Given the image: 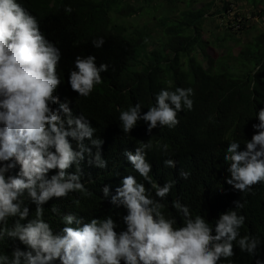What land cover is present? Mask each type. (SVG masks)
Instances as JSON below:
<instances>
[{
  "label": "clouds",
  "instance_id": "9594fccd",
  "mask_svg": "<svg viewBox=\"0 0 264 264\" xmlns=\"http://www.w3.org/2000/svg\"><path fill=\"white\" fill-rule=\"evenodd\" d=\"M63 10L70 14L73 8L66 4ZM104 44L103 36L91 40L95 49ZM61 56L20 0H0V245L10 247L0 249V264H233L234 248L254 264H264L259 253L264 240L241 235L247 201H232L233 207L212 222L194 215L179 197L169 201L174 186L191 172L177 169L165 143L159 146L168 157L162 165L175 169L177 179L155 180L159 152L147 159L151 139L126 147L121 152L126 170L114 173L118 185L111 191L110 184L100 188L101 199L114 211L91 218L61 211L65 199L79 206L80 198L93 195L86 187L85 165L111 172L97 128L58 94L66 83L77 99L89 98L110 65L98 64L93 54L77 55L65 81L57 71ZM194 95L191 86L162 87L147 111L140 101L119 109L118 126L125 135L141 123L149 136L154 129L174 130L181 123L178 115L193 111ZM254 120L251 138L243 144L229 141L223 156L224 183L241 194L264 184V107L255 110ZM52 217L59 225L53 226Z\"/></svg>",
  "mask_w": 264,
  "mask_h": 264
},
{
  "label": "trees",
  "instance_id": "16d2710c",
  "mask_svg": "<svg viewBox=\"0 0 264 264\" xmlns=\"http://www.w3.org/2000/svg\"><path fill=\"white\" fill-rule=\"evenodd\" d=\"M153 1L142 0L143 4L136 7L127 0H20L37 17L46 36L61 49L57 71L65 76V81L77 55L93 54L98 64L110 65L109 71L101 74L104 82L87 99H77V94L66 83L58 89L61 101L67 97L70 108L77 114L83 112L97 128L96 135L105 141L102 154L108 159L111 170L101 171L85 165L86 187L93 195L80 198L79 206L74 205L71 199H65L59 207L62 212L78 211L86 218L114 211L101 199L100 188L110 184L111 191L118 185V176L114 173L122 174L126 170L121 158V152L126 147L139 146L140 141L151 139L153 149L147 159L166 143L172 158L177 161V169L191 172L188 180H179L174 186L169 201L179 197L183 203L190 205L194 215L203 214L208 222L233 207L232 201H247L243 209L247 219L245 227L240 230L241 235L251 233L264 240V184L253 186L254 191L250 194L233 191L224 183L228 173L227 162L223 160L229 141L238 140L243 144L245 139L251 138V124L257 122L254 120L255 110L264 107V104L258 103H264V32L256 35L252 43L237 53L231 66L221 58L215 60L210 57L206 53L209 42L201 36L204 22L212 18H219L216 27L222 30L215 36V44L219 47L233 35L253 30L256 23L264 26L262 20H257L264 16V9L260 7L264 0H209L206 8H188L182 13L180 21H174L169 16L162 18L158 20L163 29L161 46L148 51V44L154 40L146 25L148 21L143 23L142 28L133 29L128 34L129 29L118 24L120 27L116 30L109 15L113 13L120 16L115 18H129L137 13L139 7L140 15H145V5L150 6ZM160 1L164 8L173 3ZM181 1L175 0L177 6L182 4ZM238 1L246 5L248 11L239 14L235 8L232 9L231 2ZM66 4L73 8L70 14H65L63 10ZM177 6L175 4L174 8ZM149 18L156 19L154 16ZM255 18L256 21H253ZM97 36L105 38L101 49L91 45V40ZM136 48L141 51L136 53ZM196 48L201 61L191 55ZM176 86H191L195 92L193 111L185 110L178 115L181 123L176 129H154L149 136L146 126L141 123L129 135L122 133L117 119L119 109H126L140 101L143 111H147L154 103L155 93L162 87L171 89ZM165 158L168 157L159 152L154 159V179L161 184L167 179H177L175 169L163 167L162 160ZM89 173L91 176H88ZM77 195L70 194L72 197ZM166 212L174 214L171 208ZM51 222L54 227L60 223L58 217H52ZM0 249L10 251V247L5 245H0ZM234 252L235 256L230 258L233 264H254V259L247 253H241L238 248H234ZM259 253L264 259V244L260 246Z\"/></svg>",
  "mask_w": 264,
  "mask_h": 264
},
{
  "label": "rangeland",
  "instance_id": "374dc122",
  "mask_svg": "<svg viewBox=\"0 0 264 264\" xmlns=\"http://www.w3.org/2000/svg\"><path fill=\"white\" fill-rule=\"evenodd\" d=\"M169 2H173L170 4L168 8L162 7L160 0L153 1L150 6L145 5L144 14L140 15L139 9L137 13L129 18H115L120 17L119 15H113L111 13L109 15V18L111 19V24L115 27L117 30L120 26L125 27L129 33L131 34L134 30L133 29H139L143 27V23L147 22V28L149 31H151L152 36L154 37V40L148 44L147 50L150 51L156 47H160V42L163 40V32L162 28L159 25V21L162 18H165L167 16L170 17V19H173L174 21H180L183 19L182 13L185 11L193 10V9H199V8H206L207 2L209 0H183L181 1L182 4L177 6V2L175 0H168ZM191 1V3H190ZM128 3H131L135 5L136 7L139 6V4H143L142 0H127ZM176 4V8L175 7ZM190 4V5H189ZM232 9H236L239 14L245 13V11H248V7L244 5L242 2L238 1L237 3L231 2ZM264 9V4L260 6ZM189 8V9H188ZM175 10V11H174ZM172 11H174L172 13ZM156 17V19H150L149 17ZM221 19V18H220ZM159 20V21H158ZM163 20V19H162ZM219 20V18H218ZM218 20L216 18L207 19L203 26L201 31L202 39L209 42V46L206 49V53L212 57L213 59H219L221 58V61H223L226 65L231 66L234 63L235 56L237 53L247 44H250L253 42V38L258 35L260 32H264V26L256 23V25L252 28L253 30H248V32L243 34H237L233 35L232 37L228 38L226 41L222 42V46H218V44H215L216 39L215 36L219 34L220 30L218 27H216L218 24ZM257 20H262L264 22V16ZM253 21H256V18L253 19ZM254 22L251 23V25ZM120 26H118V25ZM169 25H172V22H168ZM220 27V25H219ZM115 30V31H116ZM148 30H146L148 32ZM142 31V30H139ZM125 34H127L125 32ZM141 49L139 50L136 48V53H139ZM228 52V53H227ZM198 61H201L198 48L195 49L194 52L191 53ZM183 61V59H182Z\"/></svg>",
  "mask_w": 264,
  "mask_h": 264
},
{
  "label": "built area",
  "instance_id": "2783aa9c",
  "mask_svg": "<svg viewBox=\"0 0 264 264\" xmlns=\"http://www.w3.org/2000/svg\"><path fill=\"white\" fill-rule=\"evenodd\" d=\"M233 14V13H232Z\"/></svg>",
  "mask_w": 264,
  "mask_h": 264
}]
</instances>
